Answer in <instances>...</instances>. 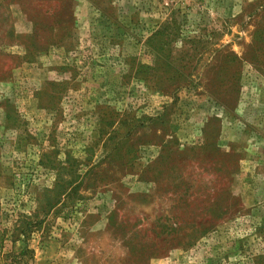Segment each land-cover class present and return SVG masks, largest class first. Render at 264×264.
<instances>
[{"label":"rangeland","instance_id":"1","mask_svg":"<svg viewBox=\"0 0 264 264\" xmlns=\"http://www.w3.org/2000/svg\"><path fill=\"white\" fill-rule=\"evenodd\" d=\"M0 264H264V0H0Z\"/></svg>","mask_w":264,"mask_h":264},{"label":"trees","instance_id":"2","mask_svg":"<svg viewBox=\"0 0 264 264\" xmlns=\"http://www.w3.org/2000/svg\"><path fill=\"white\" fill-rule=\"evenodd\" d=\"M2 238H1V235H0V242H1Z\"/></svg>","mask_w":264,"mask_h":264}]
</instances>
